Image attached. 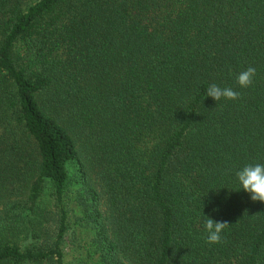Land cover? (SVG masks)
Wrapping results in <instances>:
<instances>
[{
    "label": "trees",
    "instance_id": "trees-1",
    "mask_svg": "<svg viewBox=\"0 0 264 264\" xmlns=\"http://www.w3.org/2000/svg\"><path fill=\"white\" fill-rule=\"evenodd\" d=\"M253 161L264 0H0V264H264Z\"/></svg>",
    "mask_w": 264,
    "mask_h": 264
},
{
    "label": "clouds",
    "instance_id": "clouds-1",
    "mask_svg": "<svg viewBox=\"0 0 264 264\" xmlns=\"http://www.w3.org/2000/svg\"><path fill=\"white\" fill-rule=\"evenodd\" d=\"M256 75V68L249 66L237 74L236 83L241 88H248L253 85ZM239 96L240 93L234 88L230 86H221L216 83L210 84L206 89V98L211 97L216 102L222 100L235 101ZM234 176L235 182L239 186V191L243 190L248 193L252 201L264 202V162L253 161L246 163L235 171ZM225 188L228 189L227 187ZM228 191L229 196L234 192V190L229 189ZM213 192L218 194L219 190H211L204 196L209 198V202H211ZM213 211H218V209H213ZM205 217L204 226L206 231V242L210 245L221 243L228 223L217 221L209 215H205Z\"/></svg>",
    "mask_w": 264,
    "mask_h": 264
},
{
    "label": "rangeland",
    "instance_id": "rangeland-1",
    "mask_svg": "<svg viewBox=\"0 0 264 264\" xmlns=\"http://www.w3.org/2000/svg\"><path fill=\"white\" fill-rule=\"evenodd\" d=\"M68 254V259L71 260V258L73 257L72 253L71 252H67Z\"/></svg>",
    "mask_w": 264,
    "mask_h": 264
}]
</instances>
